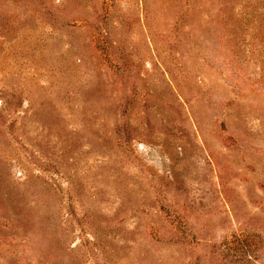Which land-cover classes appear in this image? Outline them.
I'll list each match as a JSON object with an SVG mask.
<instances>
[{
  "label": "rangeland",
  "instance_id": "obj_1",
  "mask_svg": "<svg viewBox=\"0 0 264 264\" xmlns=\"http://www.w3.org/2000/svg\"><path fill=\"white\" fill-rule=\"evenodd\" d=\"M0 264H264V0H0Z\"/></svg>",
  "mask_w": 264,
  "mask_h": 264
}]
</instances>
